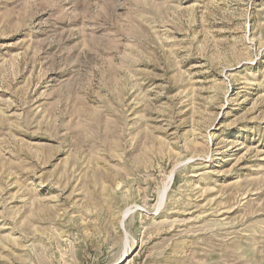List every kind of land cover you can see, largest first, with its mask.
Returning a JSON list of instances; mask_svg holds the SVG:
<instances>
[{"label":"rangeland","instance_id":"obj_1","mask_svg":"<svg viewBox=\"0 0 264 264\" xmlns=\"http://www.w3.org/2000/svg\"><path fill=\"white\" fill-rule=\"evenodd\" d=\"M0 264H264V0H0Z\"/></svg>","mask_w":264,"mask_h":264}]
</instances>
